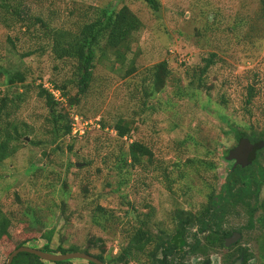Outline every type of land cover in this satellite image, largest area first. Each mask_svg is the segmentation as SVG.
<instances>
[{"label":"rangeland","instance_id":"374dc122","mask_svg":"<svg viewBox=\"0 0 264 264\" xmlns=\"http://www.w3.org/2000/svg\"><path fill=\"white\" fill-rule=\"evenodd\" d=\"M11 2L31 3V13L51 28L64 26L74 32L104 8L124 4L143 21L124 67L98 62L91 87L79 103L70 105L57 86L66 84L71 95L77 93L71 85L76 62L56 57L48 28L38 23L28 29L0 6V97L24 92L15 106L9 103V114L4 115L16 127H9L10 133H22L20 148L0 163V204L15 222V237L37 232L27 214L34 211L46 223L39 235L56 227L53 249L62 240L65 246L84 247L94 235L107 240L106 254L114 256L135 224L127 214L133 203L138 208L143 202L153 205L158 227L172 229L176 209H199L211 186L220 190L225 183L231 168L226 150L238 143L234 130L264 133V0H160L158 10L143 0H7ZM208 57L214 64L197 88L198 82L190 83L191 78ZM133 61L135 69L125 75ZM162 61H167L172 73L165 87L153 93V67ZM17 70L26 72V87L9 83L10 73ZM251 84L255 95L247 102ZM41 85L59 90L55 98L60 109L71 122L78 116L77 133L64 138L53 133L48 108L38 95ZM120 118L133 127L131 137L124 140L151 146L155 167L124 171L116 167L115 155L123 141L110 125L103 130L100 120L113 125ZM260 152L261 160L264 145ZM193 160L204 161L192 167ZM207 161L215 167L205 165ZM178 162L180 171L173 169ZM163 167L174 176L186 174L175 182V194L167 189ZM62 200L67 202L68 221L59 208ZM97 204L115 214L107 230L92 221L94 212L102 214L96 211ZM245 219L244 209L238 207L227 213L222 227L234 230L244 226ZM242 232L244 243L246 231ZM5 240L9 244L7 238L0 243V264L11 254ZM46 240L39 237L35 247ZM135 257L129 264H135ZM83 262L73 260V264Z\"/></svg>","mask_w":264,"mask_h":264},{"label":"trees","instance_id":"16d2710c","mask_svg":"<svg viewBox=\"0 0 264 264\" xmlns=\"http://www.w3.org/2000/svg\"><path fill=\"white\" fill-rule=\"evenodd\" d=\"M146 2L153 10H158L160 8V0H143ZM0 6H5L7 11L11 12L15 20L24 22L28 25V29L36 24L42 25L43 29H49L52 35V51L56 57L62 61L73 60L76 62V71L72 78L71 85L77 87V93L71 95L67 89L66 84L57 86L63 93L67 96V100L70 105H75L79 103L88 89L91 87L92 81L94 79V73L97 68V63L102 61H111L113 64H120L124 67L126 60L128 59V54L131 52V48L134 42H136V33L143 27V21L141 18L127 5L124 4L122 7L115 9L114 7H106L101 10L100 15L91 21L83 24L79 32H74L70 28L64 26H58L51 28L43 18L32 14L33 5L31 3H7V0H1ZM27 30V29H26ZM206 63L201 67L200 72L197 76H192L190 83L198 82L197 88H200L204 82L202 77L207 73L209 68L214 64L213 57L205 58ZM134 61L127 69L125 75L131 74L134 70ZM153 93L161 91L171 76V69L168 66L167 61H162L153 67ZM27 78L26 72L22 70H17L16 72L10 73L9 83L11 85L22 83L24 87L25 80ZM40 91L38 95L44 100L46 107L48 108L50 119L53 122V133L59 138H64L72 135L73 122L69 120L68 114L60 109V101L55 98V95L44 88L43 85L39 86ZM23 91H15L12 93H7L0 97V163L7 158L12 157L20 148V141L22 133L16 132L10 133L9 127L16 128L15 125L9 119V115L5 119L4 115L8 113L9 103L11 102L15 106L16 102H20L23 99ZM152 92L150 93L153 94ZM254 85L249 86V93L247 97V102H251L254 96ZM101 128L104 130L108 125L116 131L117 136L122 139L123 145L121 146L116 158V167L124 171L126 168H132L135 166H141L144 169H149L155 167V156L154 151L151 146L140 140H124L125 137H131L133 127L129 120L124 118L118 119L114 124H108L105 119L100 120ZM107 127V128H109ZM236 140H240L243 137H247L253 141L264 140V133L261 132L259 135L253 132L247 133L242 130H234ZM69 149L73 151L74 146L69 145ZM76 152V151H75ZM228 154V151L226 150ZM191 160V159H190ZM204 160L191 162L196 163L194 166H199V162ZM205 165L211 168L215 167V163L212 161L204 162ZM262 165V164H261ZM172 166V165H171ZM173 169H181V163L178 162L173 165ZM260 166V162L255 159L253 163L249 166H237L231 169L226 177L225 183L222 185L220 190H216L215 186H211L210 192L207 196V201L201 204L197 213H185L184 210L176 209L174 216L178 218H183L184 215L190 220H195L199 222L200 226L207 227L209 223H214L217 226V231L215 235H208L206 237L209 243H215L219 240V234L221 233L222 223L227 218V213L234 211L238 207L242 209L250 210L254 212L256 204L252 202L253 190L252 185L255 188L260 187L261 183L258 180L259 177H264L263 170L264 166L259 169V176H250V174H255V169ZM154 170V169H153ZM161 174L163 175L164 181L166 182L167 189L174 194L176 193L174 189L175 182L177 180L183 179L186 174L183 172H178L175 176L172 174V170L168 171L165 167L162 168ZM66 184V183H65ZM256 195V194H255ZM256 197H258L256 195ZM258 203V202H257ZM259 205V203H258ZM262 205V204H260ZM96 211L102 212V214L94 212L92 215V220L97 226L103 230H107L111 226L110 222L115 218V214L108 211V209L101 205H96ZM59 208L61 209L62 215H64L69 220V215H67V202L62 200ZM127 214L134 218L135 224L132 225L126 231V243L121 245L120 251L113 255L106 254L107 250L105 248L106 241L102 237H97L90 235L87 244L81 247L76 244H71L69 246L64 245V240H62L56 249L52 248V240L55 233L56 227L52 229H46L41 235L42 226L46 227V223L40 219V216L34 211L32 213L27 212L31 215V225L35 227L37 232L30 234V236H14L15 222L9 214H7L1 204H0V243L4 239L9 240L6 245H9L13 252L16 248L31 242L33 239H39V237L46 238V242L40 248L45 251H52L56 253H67L73 251H84L90 253L106 264H129L131 259L137 254H143L147 248L155 250L159 247V244L163 242L161 234L166 232L165 229L158 227V221L155 220V207L149 203L143 202L142 207L138 208L133 203L127 210ZM187 212V211H186ZM107 213V216H104ZM231 215V214H230ZM105 218V219H100ZM262 221L263 218L261 217ZM116 220H118L116 216ZM113 222V226L118 223V221ZM176 221V219H175ZM30 224V223H29ZM263 226V225H262ZM261 230L263 232V228ZM159 228V229H158ZM231 231L227 232L229 234ZM31 237H34L31 239ZM4 241V242H5ZM89 241V242H88ZM155 244V245H154ZM99 249L97 252L92 250ZM149 256V255H148ZM150 257V256H149ZM83 260V259H82ZM80 264H96L92 261H86ZM44 260L31 252H20L13 259L11 264H43ZM52 264H73V260L66 261H55ZM6 264V261L4 262Z\"/></svg>","mask_w":264,"mask_h":264},{"label":"flooded vegetation","instance_id":"af4514ba","mask_svg":"<svg viewBox=\"0 0 264 264\" xmlns=\"http://www.w3.org/2000/svg\"><path fill=\"white\" fill-rule=\"evenodd\" d=\"M250 141L254 144V149L251 152V161L247 166L257 159L260 166L263 167L262 159L264 157L260 160L262 156L260 148L264 145V140ZM230 149L227 151L229 152ZM229 162H231L230 170L240 166L239 164L235 165L234 160ZM261 167H257L256 173L250 174V176H256V174L259 176L258 172ZM262 172L264 174V170ZM257 181L261 183L258 190L254 184L251 188L254 193L251 199L256 207L254 212L244 209L246 218L244 226H237L238 228L230 230L229 234H226L229 231L222 227L218 236L219 240L215 243H209L206 237L210 234L215 235L218 229L214 223H209L204 228L199 225V222L188 219L186 215L178 219L174 216L175 225L172 229L168 226L163 228L166 232L161 234L163 242L159 244V247L155 250L153 247L147 248L144 252L145 258H142L143 254H137L135 264H234L240 259H242V264H264V228L263 232L257 233L261 230L262 225L264 227V177H259ZM181 210H184L185 213H197L199 209L188 210L184 208ZM242 230L246 231L247 237L244 243H242ZM237 234L239 235L237 236ZM234 236L237 238L230 240ZM252 244L255 246L254 250L250 249Z\"/></svg>","mask_w":264,"mask_h":264},{"label":"water","instance_id":"95a60500","mask_svg":"<svg viewBox=\"0 0 264 264\" xmlns=\"http://www.w3.org/2000/svg\"><path fill=\"white\" fill-rule=\"evenodd\" d=\"M254 149V144L250 141L249 138L243 137L239 143L231 148L226 155V159L228 161H235V165H241L243 167L247 166L251 161V152ZM77 165H82L78 164ZM239 234H237L238 236ZM237 237L234 236L230 240H235ZM30 243H33V246H30L28 244L22 245L18 248H16L8 257V260L6 264H11L15 256L20 252H31L38 256H40L44 261L46 262H55V261H66V260H74V259H83L86 261H92L96 264H106L98 257H95L94 255L84 252V251H73V252H67V253H56L52 251H45L42 250L38 246L36 240H32ZM229 244V243H227ZM234 264H242V259L238 260Z\"/></svg>","mask_w":264,"mask_h":264},{"label":"built area","instance_id":"2783aa9c","mask_svg":"<svg viewBox=\"0 0 264 264\" xmlns=\"http://www.w3.org/2000/svg\"><path fill=\"white\" fill-rule=\"evenodd\" d=\"M54 95H58V91L59 90H51ZM77 120H78V116L75 119V122H73V133H77L79 131V129L77 128ZM84 124H88V122H84ZM80 132H84V130H80Z\"/></svg>","mask_w":264,"mask_h":264}]
</instances>
